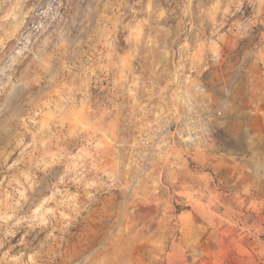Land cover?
Segmentation results:
<instances>
[{"label":"rangeland","instance_id":"1","mask_svg":"<svg viewBox=\"0 0 264 264\" xmlns=\"http://www.w3.org/2000/svg\"><path fill=\"white\" fill-rule=\"evenodd\" d=\"M0 264H264V0H0Z\"/></svg>","mask_w":264,"mask_h":264},{"label":"built area","instance_id":"2","mask_svg":"<svg viewBox=\"0 0 264 264\" xmlns=\"http://www.w3.org/2000/svg\"><path fill=\"white\" fill-rule=\"evenodd\" d=\"M197 101L186 102V115L174 125L172 141L187 152L204 148L215 140L216 123L224 117L226 99H212L203 84L194 87Z\"/></svg>","mask_w":264,"mask_h":264}]
</instances>
